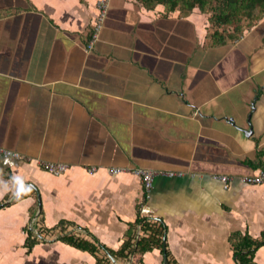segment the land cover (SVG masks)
I'll return each mask as SVG.
<instances>
[{
    "label": "crops",
    "instance_id": "0c3cea01",
    "mask_svg": "<svg viewBox=\"0 0 264 264\" xmlns=\"http://www.w3.org/2000/svg\"><path fill=\"white\" fill-rule=\"evenodd\" d=\"M97 1L0 0V149L23 157L0 151V264H96L53 227L118 250L137 217L167 256L110 264H235L230 233L264 231V182L240 180L264 172V11L218 43L198 8L108 0L86 50ZM110 166L157 174L145 191Z\"/></svg>",
    "mask_w": 264,
    "mask_h": 264
},
{
    "label": "trees",
    "instance_id": "16d2710c",
    "mask_svg": "<svg viewBox=\"0 0 264 264\" xmlns=\"http://www.w3.org/2000/svg\"><path fill=\"white\" fill-rule=\"evenodd\" d=\"M147 1V5L162 3L173 9L190 11L198 8L199 11L207 15L210 31V39L214 42H222L226 38L237 39L240 34L250 25L254 19L256 11H264V0H143ZM209 29V30H210ZM89 38V35H88ZM88 40V39H87ZM137 226L144 233L136 239ZM60 233L59 239L75 246L79 249L86 250L93 254L96 258V264H110L111 257L130 259L133 252L142 253L153 247H160L164 255L167 256L165 250L166 226L158 219L147 220L137 217L135 222L130 224L126 234V238L122 242L118 250H113L95 241H89L84 237H77L73 231H70L64 222L58 223L53 227ZM134 229V231L132 230ZM51 228L41 231L45 233ZM229 243L233 248V257L235 264H256L254 261L255 251L264 245V231L258 238L251 237L247 232L240 233L238 231L231 232L229 235ZM36 239L30 240V243ZM99 249L106 252V256L101 259L96 255Z\"/></svg>",
    "mask_w": 264,
    "mask_h": 264
},
{
    "label": "built area",
    "instance_id": "2783aa9c",
    "mask_svg": "<svg viewBox=\"0 0 264 264\" xmlns=\"http://www.w3.org/2000/svg\"><path fill=\"white\" fill-rule=\"evenodd\" d=\"M97 7V13L96 16L93 19L92 25H91V30L89 33V38L87 40V43L85 44L86 50H91L93 48L94 43L97 41L99 38L100 31L103 27V23L107 14V8H108V0H98L96 3ZM0 151L4 155H12L15 158H23L18 152H13L10 150H2ZM39 165L46 170L47 172L53 174V175H60L67 171L68 169V164L62 163V162H54V161H40ZM88 172H93L94 170L97 169V167H88L86 168ZM108 172L112 175L125 172L128 169H125L123 167H116V166H110L107 168ZM130 173L136 175L139 177L141 184L143 186V190L149 191L152 184L154 177L156 176L157 172L153 169H148V168H133L129 169ZM162 173V171H161ZM169 174L173 175V172H170ZM180 174V173H179ZM219 179L223 182H227L229 177L227 175H220ZM240 180L244 183L247 184H261L264 182V172L259 171L257 173L251 174V175H246L240 177Z\"/></svg>",
    "mask_w": 264,
    "mask_h": 264
},
{
    "label": "clouds",
    "instance_id": "9594fccd",
    "mask_svg": "<svg viewBox=\"0 0 264 264\" xmlns=\"http://www.w3.org/2000/svg\"><path fill=\"white\" fill-rule=\"evenodd\" d=\"M23 187H21V189L19 191H22ZM29 189H30V186H29ZM19 191L17 192V194H19Z\"/></svg>",
    "mask_w": 264,
    "mask_h": 264
},
{
    "label": "rangeland",
    "instance_id": "374dc122",
    "mask_svg": "<svg viewBox=\"0 0 264 264\" xmlns=\"http://www.w3.org/2000/svg\"><path fill=\"white\" fill-rule=\"evenodd\" d=\"M258 13H260V11H258Z\"/></svg>",
    "mask_w": 264,
    "mask_h": 264
},
{
    "label": "water",
    "instance_id": "95a60500",
    "mask_svg": "<svg viewBox=\"0 0 264 264\" xmlns=\"http://www.w3.org/2000/svg\"><path fill=\"white\" fill-rule=\"evenodd\" d=\"M167 258H165V260H166ZM114 260V259H113Z\"/></svg>",
    "mask_w": 264,
    "mask_h": 264
}]
</instances>
